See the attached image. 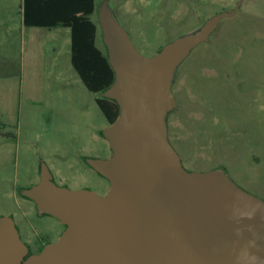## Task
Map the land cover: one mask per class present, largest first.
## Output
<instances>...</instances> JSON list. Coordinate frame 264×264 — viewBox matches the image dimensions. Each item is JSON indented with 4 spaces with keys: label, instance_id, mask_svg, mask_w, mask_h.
<instances>
[{
    "label": "rangeland",
    "instance_id": "rangeland-1",
    "mask_svg": "<svg viewBox=\"0 0 264 264\" xmlns=\"http://www.w3.org/2000/svg\"><path fill=\"white\" fill-rule=\"evenodd\" d=\"M22 0H0V217L21 242L56 243L65 226L22 195L47 168L53 183L104 197L110 182L88 160H109V127L70 63L66 28L22 27ZM106 5L136 51L157 55L221 13L208 40L175 68L167 141L184 170L223 171L264 202V0H95L97 47L108 55L99 22ZM47 244V245H48Z\"/></svg>",
    "mask_w": 264,
    "mask_h": 264
},
{
    "label": "water",
    "instance_id": "water-1",
    "mask_svg": "<svg viewBox=\"0 0 264 264\" xmlns=\"http://www.w3.org/2000/svg\"><path fill=\"white\" fill-rule=\"evenodd\" d=\"M207 20L157 55H140L106 5L99 22L115 79L103 94L119 107L103 133L109 160L88 165L110 182L104 197L57 187L47 168L22 195L65 230L56 243L25 259L28 249L10 218L0 217V264H264V202L220 170H184L167 141L174 107L171 81L188 53L219 21Z\"/></svg>",
    "mask_w": 264,
    "mask_h": 264
},
{
    "label": "trees",
    "instance_id": "trees-1",
    "mask_svg": "<svg viewBox=\"0 0 264 264\" xmlns=\"http://www.w3.org/2000/svg\"><path fill=\"white\" fill-rule=\"evenodd\" d=\"M95 0H22V23L26 28H66L70 31V63L83 86L93 94L103 95L115 79L108 55L96 44L97 24L91 16ZM108 125L118 118L114 100L95 98ZM167 119V117H166Z\"/></svg>",
    "mask_w": 264,
    "mask_h": 264
},
{
    "label": "flooded vegetation",
    "instance_id": "flooded-vegetation-1",
    "mask_svg": "<svg viewBox=\"0 0 264 264\" xmlns=\"http://www.w3.org/2000/svg\"><path fill=\"white\" fill-rule=\"evenodd\" d=\"M24 244H25V243H24ZM47 244H48V243H45V242H42V241L39 242V243H36V244L34 245V247H30V246H28V245L25 244V246H26L27 249H28V253H27L25 259L28 258V257L31 256V255H38V254H40V252L42 251V249H43Z\"/></svg>",
    "mask_w": 264,
    "mask_h": 264
},
{
    "label": "crops",
    "instance_id": "crops-1",
    "mask_svg": "<svg viewBox=\"0 0 264 264\" xmlns=\"http://www.w3.org/2000/svg\"><path fill=\"white\" fill-rule=\"evenodd\" d=\"M20 31H21V33L23 32V30L25 31V30H27L26 29V27L23 25V23H22V27H20V29H19Z\"/></svg>",
    "mask_w": 264,
    "mask_h": 264
}]
</instances>
